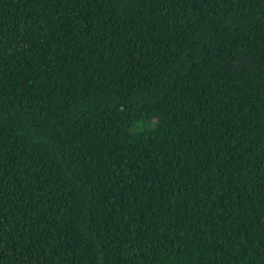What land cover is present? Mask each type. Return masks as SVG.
I'll use <instances>...</instances> for the list:
<instances>
[{
	"label": "trees",
	"instance_id": "1",
	"mask_svg": "<svg viewBox=\"0 0 264 264\" xmlns=\"http://www.w3.org/2000/svg\"><path fill=\"white\" fill-rule=\"evenodd\" d=\"M0 264H264V0H0Z\"/></svg>",
	"mask_w": 264,
	"mask_h": 264
}]
</instances>
